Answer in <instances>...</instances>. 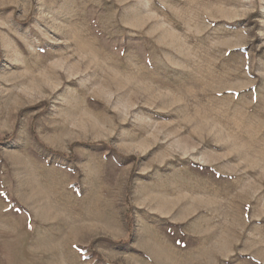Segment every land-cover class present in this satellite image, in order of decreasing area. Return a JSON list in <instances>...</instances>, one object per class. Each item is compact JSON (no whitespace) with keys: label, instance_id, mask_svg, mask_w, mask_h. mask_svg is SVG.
<instances>
[{"label":"rangeland","instance_id":"1","mask_svg":"<svg viewBox=\"0 0 264 264\" xmlns=\"http://www.w3.org/2000/svg\"><path fill=\"white\" fill-rule=\"evenodd\" d=\"M0 264H264V0H0Z\"/></svg>","mask_w":264,"mask_h":264},{"label":"trees","instance_id":"2","mask_svg":"<svg viewBox=\"0 0 264 264\" xmlns=\"http://www.w3.org/2000/svg\"><path fill=\"white\" fill-rule=\"evenodd\" d=\"M1 141H5V142H8V141H10V136H8V137H5L4 139H2Z\"/></svg>","mask_w":264,"mask_h":264}]
</instances>
